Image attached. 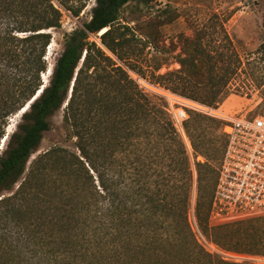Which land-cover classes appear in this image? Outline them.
<instances>
[{
  "label": "trees",
  "instance_id": "trees-1",
  "mask_svg": "<svg viewBox=\"0 0 264 264\" xmlns=\"http://www.w3.org/2000/svg\"><path fill=\"white\" fill-rule=\"evenodd\" d=\"M54 1L74 17L86 4L0 0V146L10 119L29 105L0 154V264H255L229 261L198 242L188 218L193 189L188 145L166 105L140 91L103 48L126 63L119 48L130 28L120 24L121 12L154 0H95L90 20L65 35L64 50L45 83L52 30L63 26V12ZM200 32L181 36L184 56L174 57L181 68L157 78L174 92L216 106L235 68L205 47ZM175 48L163 49L171 54ZM65 104L66 136L75 148L53 147L28 166ZM184 127L196 160L199 228L222 249L237 250L235 236L242 230L258 235L264 222L209 225L227 145L226 135L219 133L222 123L191 113ZM144 143L156 153L148 161L138 156L126 162L124 151ZM199 156L206 161H197ZM168 162L171 172L159 171ZM172 180L171 195L165 188ZM176 197L184 231L171 219Z\"/></svg>",
  "mask_w": 264,
  "mask_h": 264
},
{
  "label": "rangeland",
  "instance_id": "rangeland-1",
  "mask_svg": "<svg viewBox=\"0 0 264 264\" xmlns=\"http://www.w3.org/2000/svg\"><path fill=\"white\" fill-rule=\"evenodd\" d=\"M69 1L78 6L86 4L80 16L74 17L57 1H54L63 12V26L61 29L52 30V48L49 49V46L47 51L46 59L49 69L46 73L50 71V66L54 68L56 59L63 52L65 35L88 22L91 18V10L95 5V0ZM157 21H163V23L158 22V24H155ZM120 24L127 25L130 28V30L123 29L127 33L128 41L119 48V53L124 56L127 62L123 63L120 61L115 54L105 47H103L104 50L119 66L128 72L140 91L153 101L166 105V110L169 106H167V102L161 95L155 93L157 91L156 88H165L173 92L174 90L167 84L160 82L157 77L181 68V64L174 58L176 57L175 55L182 54L181 36L192 37L196 32L201 31V35L204 36L203 43L205 47L212 50L218 59L223 57L235 68L234 73L229 76L228 83L220 94V102L216 106L221 105L228 112H238L251 116L264 115V0H154L150 4L132 3L122 10ZM153 27H155L156 37L153 36L151 31ZM145 32L150 33L151 36H148ZM92 40L102 46L100 39L96 36H92ZM173 45L176 48L171 54H168L163 49L169 46L173 47ZM182 56L184 55L182 54ZM161 62L164 63L162 67L159 70H155V67ZM45 76L44 74V81L48 83L51 74L48 79ZM134 78L141 79L145 85L149 86V89L146 90L141 87ZM175 93L180 94L179 92ZM190 99L194 100V98ZM195 100L203 102L200 99ZM203 103L208 104L206 102ZM66 105L52 118L50 131L45 133L39 150L32 155L28 166L39 154L53 147L75 148L74 143L69 141L66 136L68 133L64 126ZM168 114L173 119L170 112ZM20 119L21 116L16 120V127L11 133L17 129ZM11 133L7 128V138ZM219 133L220 137H223L222 128ZM183 137L188 145L189 165L193 174V189L188 218L198 242L210 253L223 255L229 261L236 262L231 257L238 255L264 257V224L258 235L251 236L245 230H242L238 236H235V241H238V239L240 241L237 244V250L235 249L234 251L222 249L202 233L196 215L198 195L196 160L186 133ZM152 146L148 147L150 148L149 150L146 143L140 144L138 148L131 146L122 155L126 162H130V159L136 160L138 156L141 157L142 161H148L150 156L156 153V150H152ZM3 148H0V154ZM159 150L161 155L165 153V147L160 146ZM197 161L205 162L206 160L203 156H199ZM169 163L164 165V167L163 165L159 166V171L169 174L171 172ZM212 163L217 167L219 165L218 160H214ZM135 165L130 166V173L132 174L136 172ZM194 167L196 168V178L193 172ZM144 172L145 170H143V174ZM129 181L131 182L132 180L130 179ZM173 183L174 181L172 180L169 188H165L171 195L172 193L175 194V191L171 189ZM18 187L19 184L14 191ZM9 194H12V192L6 195ZM175 199L176 214L172 213L171 219L173 225L182 231L185 229L182 216L180 215L182 203L178 202L177 197ZM224 212L226 213L227 211ZM223 216L225 217L224 222L215 219L211 221V218H209L210 227L241 222L229 220L227 215ZM257 217L263 219L264 222V213ZM257 217H247L241 220L249 221L258 219ZM182 237L188 246H192L190 239L185 233Z\"/></svg>",
  "mask_w": 264,
  "mask_h": 264
},
{
  "label": "built area",
  "instance_id": "built-area-1",
  "mask_svg": "<svg viewBox=\"0 0 264 264\" xmlns=\"http://www.w3.org/2000/svg\"><path fill=\"white\" fill-rule=\"evenodd\" d=\"M134 79L141 87L149 89L141 79ZM156 89L155 93L167 102L172 121L183 136L185 122L191 113L202 114L222 123L227 145L219 167L211 221H223V215H227L229 220L242 221L243 218H253L264 213V115L228 112L221 105L212 106L169 89ZM193 172L196 178L195 167ZM231 258L264 264V257L238 255Z\"/></svg>",
  "mask_w": 264,
  "mask_h": 264
},
{
  "label": "bare ground",
  "instance_id": "bare-ground-1",
  "mask_svg": "<svg viewBox=\"0 0 264 264\" xmlns=\"http://www.w3.org/2000/svg\"><path fill=\"white\" fill-rule=\"evenodd\" d=\"M105 32V30H103L102 32H101V34L102 33H104ZM52 48V43H51V45H50V48L49 49H51ZM52 70H53V66L51 67L50 66V71L48 72V73H45V77L48 79V76L52 73ZM39 93H40V91H39ZM28 107H29V105H27V107H25L24 109H22V111H20V113L19 114H17L16 116H14L12 119H11V124H10V126L8 127V131L11 133L14 129H15V127H16V123H17V119L22 115V113H24V111H26L27 109H28ZM6 141H7V136L3 139V142H2V145L0 146V148H3L4 147V145H5V143H6Z\"/></svg>",
  "mask_w": 264,
  "mask_h": 264
},
{
  "label": "water",
  "instance_id": "water-1",
  "mask_svg": "<svg viewBox=\"0 0 264 264\" xmlns=\"http://www.w3.org/2000/svg\"><path fill=\"white\" fill-rule=\"evenodd\" d=\"M27 107V106H26ZM28 110V109H27ZM25 112V111H24ZM6 136H8V134L6 135ZM8 139V138H7Z\"/></svg>",
  "mask_w": 264,
  "mask_h": 264
}]
</instances>
